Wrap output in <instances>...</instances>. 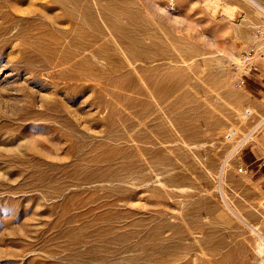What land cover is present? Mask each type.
Here are the masks:
<instances>
[{
	"label": "rangeland",
	"instance_id": "rangeland-1",
	"mask_svg": "<svg viewBox=\"0 0 264 264\" xmlns=\"http://www.w3.org/2000/svg\"><path fill=\"white\" fill-rule=\"evenodd\" d=\"M206 1L127 0L149 23L147 43L170 38L180 54L137 71L116 38L96 39L64 11L33 18L55 0L0 7V264H155L146 257L162 251L159 264H264V168L247 162L251 150L264 160V103L236 86L232 67L264 25V3ZM71 43L90 54L68 58ZM77 67L90 74L66 72ZM184 77L173 123L156 110L159 93ZM129 171L128 184L109 182Z\"/></svg>",
	"mask_w": 264,
	"mask_h": 264
},
{
	"label": "bare ground",
	"instance_id": "bare-ground-1",
	"mask_svg": "<svg viewBox=\"0 0 264 264\" xmlns=\"http://www.w3.org/2000/svg\"><path fill=\"white\" fill-rule=\"evenodd\" d=\"M25 2L26 0H0V7H2V8H4V9H12L13 7H15V4L17 5V3H21V2ZM28 1V0H27ZM30 1V0H29ZM33 1V3L36 1L37 2V0H31V2ZM263 3H264V0H261ZM93 3V5L95 4V7L94 8H91L88 4H90V3ZM130 2V1H129ZM208 4H207V8L209 9V8H211L210 6H209V4L210 3H214V5H215V7L214 8H216V7H218L219 6V2L218 1H216V0H208V1H206ZM205 2V3H206ZM37 3H39V2H37ZM36 3V4H37ZM55 3L57 4V8H54V9H51V10H49V9H47V7H43L42 5L43 4H41L40 3V5L43 7V10H41V8H40V15H41V17L40 16H38V15H33V18H35V19H47L48 18V16H47V12L48 11H54V10H56V9H58V10H60L61 12L62 11H64V14H65V16L68 18V20H69V22L73 25V27L74 26H80V25H83V26H85V27H87L90 31H92V33H93V35H94V37L96 38V39H101V38H116L118 41H119V43H120V45L121 46H123L124 47V49H125V51H127L129 54H131L132 55V57H133V59H134V61H135V65L133 66V68L135 69V68H137L139 65L141 66V62H142V64L143 65H145V66H147V65H149L150 63H154V62H158V61H160L161 63H163L162 61H163V59H164V57L163 56H169V54L171 55V57H172V60H178V56L176 55V54H178V53H174L173 52V50H171L170 49V46H172L173 47V45L174 44H172V42H173V40L172 39H168L167 40V38H166V40L163 38V37H160V36H158V37H155L154 38V45H149L148 43H147V41H148V34H149V29L146 27V26H148L149 25V23H148V25H146L145 26V24L144 25H141V14H139V12H137V14H134V15H132L130 12H128L126 9H125V7H126V4H127V0H55ZM25 4V3H24ZM22 5V4H21ZM38 6H39V4H38ZM131 6V5H130ZM258 6V5H257ZM128 8V7H127ZM219 8V7H218ZM262 9H264V6L262 5ZM131 9H130V7H129V11H130ZM215 10V9H214ZM217 10V9H216ZM215 10V11H216ZM8 11V10H7ZM132 11V10H131ZM34 11H32L31 13H33ZM135 12V13H136ZM224 12H226V14L228 15V16H230L231 18H237V17H239V9L237 8V7H226V10L224 11ZM225 14V13H224ZM51 15H52V13H51ZM53 16V15H52ZM28 17H29V15H28ZM51 18V17H50ZM229 18V17H228ZM56 19V18H55ZM54 19V20H55ZM58 19V18H57ZM145 19V18H144ZM23 20V19H22ZM51 20L52 19H50V22H51ZM17 21V20H16ZM231 21V20H230ZM238 21V20H237ZM244 21H246V19L244 20ZM244 21H243V23H244ZM22 22V21H21ZM143 22H144V20H143ZM142 22V23H143ZM146 22V21H145ZM18 23V22H17ZM52 23L54 24V25H56V27H61V26H63L64 24H61V22L60 21H53L52 20ZM147 23V22H146ZM246 23V22H245ZM239 24H241L240 23V21H239ZM246 25H248V24H246ZM37 26V25H36ZM142 26V27H141ZM241 26H243V24H241ZM234 27V26H233ZM244 27H246L245 25H244ZM243 27V28H244ZM236 28V27H235ZM238 29V28H237ZM73 30V29H72ZM242 31V30H241ZM241 31H240V33H241ZM238 32V31H237ZM60 35H63V36H67L66 35V33H65V31L64 30H60L59 31V37H60ZM93 35H91V36H93ZM156 36V35H155ZM167 36V35H166ZM167 37H169V36H167ZM175 39V38H174ZM179 42V41H178ZM92 44H95V42H93ZM170 45V46H169ZM69 47H71V50L74 52V55H68V58H76V56H79V55H82V54H90V52H87L86 50L84 51V50H81V49H79L78 48V46H77V44L76 43H71V45L69 46ZM63 52H64V49L62 50ZM107 53V52H106ZM179 56H180V54H178ZM182 56H183V54H182ZM184 58V57H183ZM180 59H181V57H180ZM162 60V61H161ZM192 61V60H191ZM182 64H184L185 66H187V67H189L188 69L190 70V71H192L191 70V67H190V63H188L187 61H184V60H182V62H181ZM192 63V62H191ZM138 65V66H137ZM162 65V64H161ZM96 70H98L97 68H96ZM136 71H137V69H135ZM65 70H63V69H61L60 70V72L61 73H63ZM68 74H72V75H75V76H77V75H79V74H90V72L88 71V70H85V69H82V68H79V67H77V68H75V69H69V70H67L66 71ZM190 73H192V72H190ZM203 73V72H202ZM139 75H140V73H139ZM202 75V74H201ZM201 75H196L197 77H200ZM141 76V75H140ZM180 76V75H179ZM183 76V75H182ZM187 76H189V74L187 75ZM142 77V76H141ZM144 77V76H143ZM147 77V76H146ZM145 77V78H146ZM148 78V77H147ZM193 78V77H192ZM74 79H78L77 77L76 78H74ZM149 79V78H148ZM155 79V78H154ZM183 79H185V81L183 82V85H179V86H177V85H174V86H170V87H167V88H165L164 90H162L159 94H162V95H164L166 98V102H164L163 104H159V108L158 109H156L157 111H163V114H164V112H165V108H167V110H169L170 112H171V114L169 115V120L171 121V122H175L176 121V114H178V110H179V106L180 105H177V104H175V102H173L174 101V98L176 99V94L177 95H180L181 97H183V95H185L186 94V90L183 92V93H181L182 92V90L185 88V87H187L188 86V89H190L189 87H190V85H187L186 86V83H187V77H184V78H182V81H183ZM146 81H147V79H146ZM155 80H153V82H154ZM182 81H180V83L182 82ZM151 82V81H150ZM182 84V83H181ZM145 85H146V83H145ZM147 85L149 86L150 85V83H147ZM147 85H146V87H147ZM151 86V85H150ZM149 86V87H150ZM176 86V87H175ZM145 87V86H144ZM145 87V88H146ZM123 88H125V85H124V87ZM177 89V92L175 93V90ZM146 90H147V88H146ZM149 90H151V88H149ZM193 89H191L190 91H192ZM145 91V90H144ZM149 92V91H148ZM151 92V91H150ZM194 92H195V89H194ZM193 92V93H194ZM202 91L200 90V92L199 93H201ZM153 92H151L150 94H152ZM199 93H197V94H199ZM196 94V95H197ZM188 95V94H187ZM203 95V94H202ZM198 96V95H197ZM196 97V96H195ZM204 97V96H203ZM151 99V98H150ZM153 99V98H152ZM160 99V98H159ZM186 99V98H185ZM189 99V98H188ZM187 99V100H188ZM154 100V99H153ZM154 101H156V100H154ZM176 102H178L177 100H175ZM199 101V100H198ZM184 102V101H183ZM181 103V102H180ZM189 104V103H188ZM187 104V105H188ZM197 104V103H196ZM185 108V105L183 106V108L182 109H184ZM155 110V111H156ZM181 110V109H180ZM193 108L192 107H189V108H187L186 109V111H184V113H186V114H188V116H192L193 117ZM177 112V113H176ZM250 112V111H249ZM176 113V114H175ZM181 113V112H180ZM155 114V113H154ZM156 114H157V112H156ZM250 114V113H249ZM159 115V114H158ZM165 115V114H164ZM159 116H161V118H162V113H161V115H159ZM158 116V117H159ZM166 117V116H165ZM246 117V116H245ZM194 118V117H193ZM142 117H141V121H142ZM145 122V121H144ZM144 122H143V124H144ZM146 123V122H145ZM142 124V125H143ZM171 124V123H170ZM256 129V128H255ZM222 131H223V129H222ZM226 132V131H225ZM237 130L236 129H232V130H229V132L228 133H226V138L227 139H232L236 134H237ZM160 134V133H159ZM163 134V133H162ZM219 134V133H218ZM219 136V135H218ZM158 137V136H157ZM164 137H167L166 135L164 136V134L163 135H160L159 136V138H161V139H163V141H165V138ZM160 139V140H161ZM233 140V139H232ZM231 141V140H230ZM165 143V142H164ZM166 144H167V142H166ZM165 144V145H166ZM152 145V144H151ZM144 148V147H143ZM237 152V151H236ZM127 163V162H126ZM126 167V166H125ZM125 169V168H124ZM128 169H130V168H128V166L126 167V169H125V171L127 170V172H128ZM133 172H134V170H132ZM114 172V171H113ZM116 172V171H115ZM122 172H124L123 170H122ZM133 172H130L129 171V173H127V177L126 176H124L123 177V180L121 179L122 178V176H119V175H117V174H115V175H112L111 177L110 176H107V174H106V176L107 177H110V180H109V182L110 181H117V183H118V181H120L121 183H127V182H130V181H132L131 179H136L135 177H136V175L138 174H135V173H133ZM139 172H140V170H139ZM109 173H111V172H109ZM153 173V172H152ZM158 173V172H157ZM114 174V173H113ZM122 174H124V173H122ZM121 174V175H122ZM159 174V173H158ZM140 175V174H139ZM138 175V176H139ZM157 175V174H156ZM106 176L105 177H103V178H106ZM156 177V176H155ZM98 178L99 179H102V178H100L99 176H98ZM139 178V177H138ZM158 178V176L156 177V180H158L157 179ZM140 179H141V177H140ZM88 180H90V179H88ZM87 180V181H88ZM92 180V179H91ZM90 180V181H91ZM137 180H139V179H137ZM90 181H88V182H90ZM101 181H104V180H101ZM100 181V182H101ZM92 182V181H91ZM90 182V183H91ZM99 182V183H100ZM119 182V183H120ZM139 183H143V182H141V180L140 181H138ZM147 182V181H146ZM105 183H106V181H105ZM160 183V182H159ZM162 183V182H161ZM89 184V183H88ZM93 184V183H92ZM116 183L114 182V186H115V188L117 187V184L115 185ZM128 184V183H127ZM137 184V183H136ZM146 184H148V183H146ZM146 184H144V185H146ZM102 185V184H101ZM105 185V184H104ZM106 185L108 186L109 184L108 183H106ZM105 185V186H106ZM135 185V184H134ZM138 185V184H137ZM123 186V185H122ZM131 186V185H130ZM140 186H142V185H140ZM108 187H112L113 188V185H110V186H108ZM127 187V186H126ZM132 187V186H131ZM138 187H139V185H138ZM128 188V187H127ZM132 188H134V187H132ZM135 188H136V186H135ZM141 188V187H140ZM124 189V188H123ZM123 189H120V186H119V188H118V190L117 189H114L113 188V191L115 190H117V191H122ZM129 190L131 189L130 187L128 188ZM137 189V188H136ZM139 189V188H138ZM104 190V189H103ZM102 190V191H103ZM105 190H106V188H105ZM104 190V191H105ZM107 190H110V189H107ZM124 190H127V189H124ZM124 190H123V193H124ZM129 190H127V191H129ZM116 191V192H117ZM139 191V190H138ZM107 193V192H106ZM105 193V194H106ZM108 193H109V191H108ZM111 193V192H110ZM123 193H121L122 195H124L125 196V194L127 193H125V194H123ZM140 193V192H139ZM104 194V193H103ZM113 194H115V193H113ZM113 194H112V197H114V199L115 198H117V197H115V196H113ZM118 194H119V192H118ZM120 194V195H121ZM131 193H129L128 195H130ZM132 195V194H131ZM136 195H138L137 194V192L136 193H134L133 194V196H136ZM132 196V197H133ZM140 196H141V194H140ZM123 197V196H122ZM131 197V196H130ZM138 197V196H137ZM124 198V197H123ZM133 198H135V197H133ZM113 199V200H114ZM124 200H126V198L124 199ZM130 200H132V198H130ZM129 200V201H130ZM136 200V199H135ZM118 202H119V200H117ZM128 201V202H129ZM111 207V206H110ZM114 207V206H113ZM199 212H200V209H199ZM198 213V212H197ZM127 218V217H126ZM121 219V218H120ZM133 220H135V218L133 219ZM133 220H131V221H133ZM166 221V220H165ZM196 221H197V219H196ZM123 222V221H122ZM125 222V221H124ZM128 222H130V221H128ZM127 222V223H128ZM117 223H119V222H117ZM126 223V222H125ZM134 224V223H133ZM199 224V223H198ZM125 225V224H124ZM123 226V225H122ZM133 226V225H132ZM121 227V226H120ZM124 227H126V226H124ZM130 227V226H129ZM135 227V226H134ZM133 227V228H134ZM170 227V226H169ZM127 228V227H126ZM133 228H130L129 230H131V229H133ZM135 229V228H134ZM254 230V229H253ZM126 231V230H125ZM125 231H124V233H125ZM135 231V230H134ZM132 233H134V232H132ZM136 233H139V231L138 232H136ZM141 233V232H140ZM118 234V233H117ZM116 234V235H117ZM256 234V233H255ZM127 235H128V233H127ZM126 235V236H127ZM125 236V235H124ZM129 237H130V235H128ZM132 237H133V235H132ZM132 237H130L131 238V240H133L132 239ZM140 237V236H139ZM139 237H136L135 236V238H139ZM114 238V237H113ZM116 238V237H115ZM120 238V237H119ZM121 239V238H120ZM126 240L128 239V238H125ZM124 239V240H125ZM113 240H115V239H113ZM112 240V243H114V241ZM119 240V239H118ZM117 240V241H118ZM136 240V239H135ZM260 240V239H259ZM116 241V240H115ZM116 241V242H117ZM128 241V240H127ZM127 241L126 242H124L123 241V243H126L127 244ZM149 242L148 241V239H146L145 240V242ZM119 242V241H118ZM120 242H122V241H120ZM163 242H164V240H163ZM262 242V241H261ZM264 242V241H263ZM131 243H134L135 244V242H130V244ZM162 243V242H161ZM120 244V243H119ZM130 244H129V246H130ZM257 244H258V242H257ZM256 244V245H257ZM118 245V244H117ZM116 245V246H117ZM124 245V244H123ZM123 245H121V246H123ZM133 245V244H132ZM152 245V244H151ZM141 246V245H140ZM260 246V245H259ZM136 247H137V245H136ZM152 247V246H151ZM138 248H139V246H138ZM141 248V247H140ZM121 250V249H120ZM141 250V249H140ZM258 251H259V253L261 254V253H263L264 252V246H260L259 247V249H258ZM258 253V252H257ZM122 254V253H121ZM163 251L162 252H160V253H158L156 256H152V255H148L147 257H146V261L148 260V259H150V260H148V261H151V262H155V264H159V262H161V260H160V257H163ZM139 257L137 256L136 257V259H138ZM140 258H141V256H140ZM174 258V257H173ZM176 258V257H175ZM127 259V258H126ZM130 259V258H129ZM132 259H135V258H132ZM135 259V260H136ZM124 260H125V258H123V262L122 263H126V262H124ZM131 260V259H130ZM135 260L133 261V260H131V263H133V262H135ZM125 261H127V260H125ZM133 261V262H132ZM141 262V261H140ZM150 262V263H151ZM167 262V261H166ZM97 263V262H96ZM120 263H121V260H120ZM166 264V263H165ZM168 264V263H167Z\"/></svg>",
	"mask_w": 264,
	"mask_h": 264
},
{
	"label": "built area",
	"instance_id": "built-area-1",
	"mask_svg": "<svg viewBox=\"0 0 264 264\" xmlns=\"http://www.w3.org/2000/svg\"><path fill=\"white\" fill-rule=\"evenodd\" d=\"M254 43L248 49L242 51L232 61V67L237 76L236 86L240 89L245 87L246 78L253 73H259L261 70V61L264 59V51L260 44L264 43V25H259L253 35ZM244 173V167L239 169Z\"/></svg>",
	"mask_w": 264,
	"mask_h": 264
},
{
	"label": "crops",
	"instance_id": "crops-1",
	"mask_svg": "<svg viewBox=\"0 0 264 264\" xmlns=\"http://www.w3.org/2000/svg\"><path fill=\"white\" fill-rule=\"evenodd\" d=\"M246 89L248 92L257 99L264 103V62L261 65V70L259 73H253L247 76L246 78ZM252 156L247 160L250 165L257 164L258 171L260 172L264 168V160L259 154L260 152H255L254 150L250 151Z\"/></svg>",
	"mask_w": 264,
	"mask_h": 264
}]
</instances>
